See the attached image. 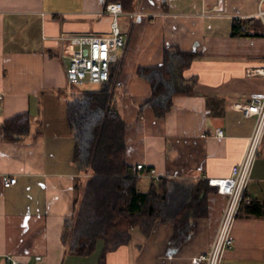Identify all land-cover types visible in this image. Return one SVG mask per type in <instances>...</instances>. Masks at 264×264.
<instances>
[{
    "label": "crops",
    "instance_id": "1",
    "mask_svg": "<svg viewBox=\"0 0 264 264\" xmlns=\"http://www.w3.org/2000/svg\"><path fill=\"white\" fill-rule=\"evenodd\" d=\"M107 5L106 0H0V264H9L10 257L20 264L101 262L104 240L88 256L70 249L90 171L83 174L75 161L68 104L84 90L69 84L68 42L62 37L110 34ZM261 9L264 0H135L124 10L119 22L128 42L112 88L127 124V162L134 171L144 164L163 179H223L243 161L257 120L238 106L264 92V76L253 75L264 68V35L234 37L233 23L258 18ZM169 49L201 57L184 73L196 80V93L176 96L161 119L145 106L152 84L138 72L162 67ZM21 115L30 116V132L23 140L10 138L4 125ZM218 128L224 137L214 135ZM12 177L17 184L6 187ZM152 182L145 174L140 188L148 191ZM247 194L264 204V143ZM228 203V196L211 194L208 217L193 222L192 235L180 247L172 246L174 225L158 222L150 237L133 229L131 242L107 252L106 262L207 264L194 260L215 244ZM232 237L223 264H264V215L240 213Z\"/></svg>",
    "mask_w": 264,
    "mask_h": 264
},
{
    "label": "trees",
    "instance_id": "2",
    "mask_svg": "<svg viewBox=\"0 0 264 264\" xmlns=\"http://www.w3.org/2000/svg\"><path fill=\"white\" fill-rule=\"evenodd\" d=\"M120 2L131 10L135 0ZM261 18H237L233 23L234 37L263 36ZM201 57L199 52L169 49L162 67L140 68L139 75L152 84V96L145 106L151 107L158 118L172 110L174 98L196 93L197 82L185 77V71ZM112 82L98 91H80L68 104L69 121L76 140L75 161L84 174L90 171L83 191L70 249L80 256L91 255L99 240L106 249L100 264H107L106 254L132 240V230L139 228L150 237L158 222L173 224V247H180L192 235V224L209 215V196L218 193L206 178L182 176L164 178L140 188L141 176L127 162V124L119 113V102ZM31 118L21 115L5 123L6 134L23 140L30 132ZM247 216L264 215V204L244 201L240 210ZM239 213V214H240Z\"/></svg>",
    "mask_w": 264,
    "mask_h": 264
},
{
    "label": "built area",
    "instance_id": "3",
    "mask_svg": "<svg viewBox=\"0 0 264 264\" xmlns=\"http://www.w3.org/2000/svg\"><path fill=\"white\" fill-rule=\"evenodd\" d=\"M122 3H111L106 6V12L112 17L111 33L87 34L63 36L62 40L68 42L64 50L67 61V78L69 84L74 87H82L87 84H106L113 80L116 66L121 61V52L127 46L128 36L120 27L119 17L124 13ZM259 18L264 21V9H261ZM135 18V14H132ZM253 75L264 76V68L255 69ZM119 86L120 83L117 82ZM0 96V109H1ZM246 117H256V127L250 137L249 147L243 161L234 166L231 176L223 179H212L210 185L217 187L218 192L228 196L229 203L225 211L223 222L215 244L207 255L196 258V263L206 261L207 264H223L224 254L234 246L232 230L236 218L239 216L244 201H250L247 194L251 180L252 171L256 160L262 152L264 143V92L255 93L244 104L238 106ZM214 135L224 137L223 129L218 128ZM138 176L149 175L154 183L162 181L157 169H147L144 164L137 166ZM16 177L8 178L5 181L6 187L16 185ZM9 264H20L13 258H8Z\"/></svg>",
    "mask_w": 264,
    "mask_h": 264
},
{
    "label": "rangeland",
    "instance_id": "4",
    "mask_svg": "<svg viewBox=\"0 0 264 264\" xmlns=\"http://www.w3.org/2000/svg\"><path fill=\"white\" fill-rule=\"evenodd\" d=\"M101 88L100 84H87L82 87H74V91L84 90V91H96Z\"/></svg>",
    "mask_w": 264,
    "mask_h": 264
}]
</instances>
